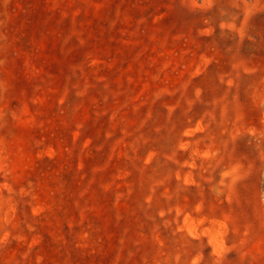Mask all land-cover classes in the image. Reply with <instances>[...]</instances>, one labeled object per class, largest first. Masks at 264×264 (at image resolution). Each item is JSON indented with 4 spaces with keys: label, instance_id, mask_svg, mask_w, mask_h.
<instances>
[{
    "label": "rangeland",
    "instance_id": "obj_1",
    "mask_svg": "<svg viewBox=\"0 0 264 264\" xmlns=\"http://www.w3.org/2000/svg\"><path fill=\"white\" fill-rule=\"evenodd\" d=\"M0 264H264V0H0Z\"/></svg>",
    "mask_w": 264,
    "mask_h": 264
},
{
    "label": "trees",
    "instance_id": "obj_2",
    "mask_svg": "<svg viewBox=\"0 0 264 264\" xmlns=\"http://www.w3.org/2000/svg\"><path fill=\"white\" fill-rule=\"evenodd\" d=\"M104 118V117H101V119Z\"/></svg>",
    "mask_w": 264,
    "mask_h": 264
}]
</instances>
